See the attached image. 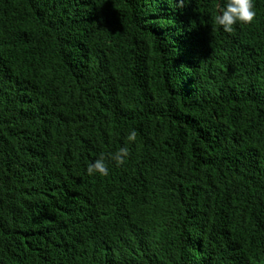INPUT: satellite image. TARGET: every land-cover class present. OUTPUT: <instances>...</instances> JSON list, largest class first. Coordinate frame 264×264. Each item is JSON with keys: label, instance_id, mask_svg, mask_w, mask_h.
Masks as SVG:
<instances>
[{"label": "trees", "instance_id": "trees-1", "mask_svg": "<svg viewBox=\"0 0 264 264\" xmlns=\"http://www.w3.org/2000/svg\"><path fill=\"white\" fill-rule=\"evenodd\" d=\"M223 2L0 0V264H264V0Z\"/></svg>", "mask_w": 264, "mask_h": 264}, {"label": "clouds", "instance_id": "clouds-1", "mask_svg": "<svg viewBox=\"0 0 264 264\" xmlns=\"http://www.w3.org/2000/svg\"><path fill=\"white\" fill-rule=\"evenodd\" d=\"M256 16L254 10V0H224L217 6V15L215 23L226 33H232L234 26L251 24ZM137 133L131 130L127 134V142L136 141ZM129 147L127 145L120 147L114 153H101L92 163L87 166L89 176H107L109 174L108 161L116 165H122L129 157Z\"/></svg>", "mask_w": 264, "mask_h": 264}]
</instances>
